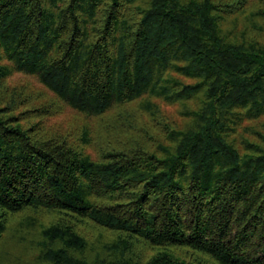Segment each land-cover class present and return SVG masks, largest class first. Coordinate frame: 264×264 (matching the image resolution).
Returning <instances> with one entry per match:
<instances>
[{"label": "trees", "instance_id": "1", "mask_svg": "<svg viewBox=\"0 0 264 264\" xmlns=\"http://www.w3.org/2000/svg\"><path fill=\"white\" fill-rule=\"evenodd\" d=\"M0 264H264V0H0Z\"/></svg>", "mask_w": 264, "mask_h": 264}, {"label": "rangeland", "instance_id": "2", "mask_svg": "<svg viewBox=\"0 0 264 264\" xmlns=\"http://www.w3.org/2000/svg\"><path fill=\"white\" fill-rule=\"evenodd\" d=\"M22 80V81H25L29 84V88L31 89V91H35V92H38L39 88H40V85L39 83L33 78V77H26L22 74H18L16 76L13 77V80L12 81H17V80ZM29 90V89H28ZM76 112L72 109H69L67 107H65L61 113L57 114V115H54L52 117H50L49 119V126L50 127H55V128H58L60 130H71V125L72 124H77L81 122L82 123H88L90 125H92L94 128L96 127L97 125V122L100 120L99 118H97L96 120H90V119H86L85 117L83 116H80L79 120L77 121V123H73L74 121V117L76 116ZM82 126V125H81ZM92 130V129H90ZM93 133H95L93 131ZM91 229V228H90ZM92 230V229H91Z\"/></svg>", "mask_w": 264, "mask_h": 264}]
</instances>
